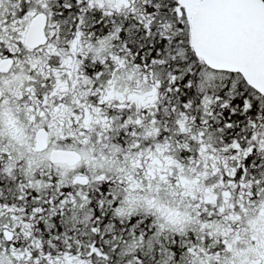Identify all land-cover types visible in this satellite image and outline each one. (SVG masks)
Here are the masks:
<instances>
[{
  "label": "snow or ice",
  "instance_id": "snow-or-ice-1",
  "mask_svg": "<svg viewBox=\"0 0 264 264\" xmlns=\"http://www.w3.org/2000/svg\"><path fill=\"white\" fill-rule=\"evenodd\" d=\"M0 264H264V0H0Z\"/></svg>",
  "mask_w": 264,
  "mask_h": 264
}]
</instances>
